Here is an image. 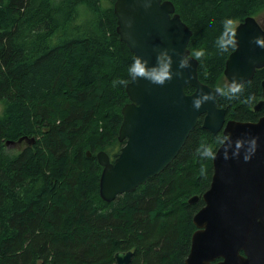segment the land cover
<instances>
[{
    "label": "trees",
    "instance_id": "obj_1",
    "mask_svg": "<svg viewBox=\"0 0 264 264\" xmlns=\"http://www.w3.org/2000/svg\"><path fill=\"white\" fill-rule=\"evenodd\" d=\"M171 1L192 30L191 54L203 52L200 80L224 93L217 103L227 120L264 116V105L255 109L264 67L233 94L224 74L233 49L221 47L264 0ZM115 2L0 0V264H117L126 251L130 264H186L214 173L201 154L215 155L226 137L201 118L164 171L112 202L101 197L97 153L117 157L126 142L119 129L136 62ZM20 138L25 147L11 150Z\"/></svg>",
    "mask_w": 264,
    "mask_h": 264
},
{
    "label": "water",
    "instance_id": "obj_2",
    "mask_svg": "<svg viewBox=\"0 0 264 264\" xmlns=\"http://www.w3.org/2000/svg\"><path fill=\"white\" fill-rule=\"evenodd\" d=\"M114 12L120 39L135 60L146 73L168 65L170 79L154 83L132 72L126 85L130 101L122 108L119 129L120 141L126 142L113 161L105 151L97 153L101 197L112 202L164 171L202 118L205 129L223 131L226 138L213 159L205 204L194 216L197 230L185 262L264 264V116L257 121L227 120V110L217 103L221 89L200 80L199 61L189 49L192 30L171 0H116ZM234 33L237 47L226 60L224 74L230 84L241 85L264 67V45L258 42L264 39V27L248 16ZM187 86L195 90L187 93ZM262 88L264 93V80ZM263 105L261 100L255 109ZM133 255L118 252L116 262L130 264Z\"/></svg>",
    "mask_w": 264,
    "mask_h": 264
},
{
    "label": "clouds",
    "instance_id": "obj_3",
    "mask_svg": "<svg viewBox=\"0 0 264 264\" xmlns=\"http://www.w3.org/2000/svg\"><path fill=\"white\" fill-rule=\"evenodd\" d=\"M229 24H231V21H228ZM235 35L234 32H232L230 35H228V39L221 40V47L228 48L229 45H231V48L235 50L237 45L234 43L232 37ZM261 45H264V39H261L258 41ZM196 59H200V57L203 55L202 51L195 52L194 53ZM182 62V66H183ZM131 72H134L138 76H149L154 83H160L163 84L166 79H170V73L168 71V65H164L160 70H153L151 73H146L145 67L137 60L132 68L129 70ZM120 83H127L125 80H119ZM230 91L235 94L241 91V87L239 85H233L230 89ZM221 94L223 95V91L221 90ZM199 106V101H197V107ZM202 157H206L208 159H214L215 155L210 147H207L202 152ZM248 159L247 157L245 158ZM205 169L201 168V173H203Z\"/></svg>",
    "mask_w": 264,
    "mask_h": 264
},
{
    "label": "rangeland",
    "instance_id": "obj_4",
    "mask_svg": "<svg viewBox=\"0 0 264 264\" xmlns=\"http://www.w3.org/2000/svg\"><path fill=\"white\" fill-rule=\"evenodd\" d=\"M256 19L264 25V10H262L258 15L255 16ZM3 112V104L0 102V115ZM25 143L23 141L21 143L12 144L9 148L13 151H20L25 147Z\"/></svg>",
    "mask_w": 264,
    "mask_h": 264
},
{
    "label": "flooded vegetation",
    "instance_id": "obj_5",
    "mask_svg": "<svg viewBox=\"0 0 264 264\" xmlns=\"http://www.w3.org/2000/svg\"><path fill=\"white\" fill-rule=\"evenodd\" d=\"M260 24L264 27V25L260 22ZM116 157H112L111 160L113 161Z\"/></svg>",
    "mask_w": 264,
    "mask_h": 264
}]
</instances>
